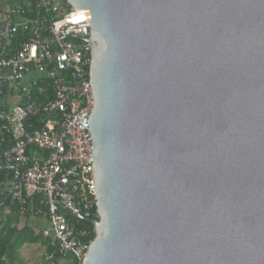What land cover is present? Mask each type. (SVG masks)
Returning a JSON list of instances; mask_svg holds the SVG:
<instances>
[{
  "label": "water",
  "instance_id": "95a60500",
  "mask_svg": "<svg viewBox=\"0 0 264 264\" xmlns=\"http://www.w3.org/2000/svg\"><path fill=\"white\" fill-rule=\"evenodd\" d=\"M68 2L91 48L82 264H264V0Z\"/></svg>",
  "mask_w": 264,
  "mask_h": 264
},
{
  "label": "built area",
  "instance_id": "2783aa9c",
  "mask_svg": "<svg viewBox=\"0 0 264 264\" xmlns=\"http://www.w3.org/2000/svg\"><path fill=\"white\" fill-rule=\"evenodd\" d=\"M0 18V209L48 224L35 230L41 264H82L91 231L68 209L95 219L88 22L68 0H27Z\"/></svg>",
  "mask_w": 264,
  "mask_h": 264
},
{
  "label": "trees",
  "instance_id": "16d2710c",
  "mask_svg": "<svg viewBox=\"0 0 264 264\" xmlns=\"http://www.w3.org/2000/svg\"><path fill=\"white\" fill-rule=\"evenodd\" d=\"M27 0L19 1L20 4H25ZM96 208H93L92 215L96 217ZM24 220L23 225L19 227L12 226L20 222L19 215L16 209H12L11 214L5 215L3 209H0V264H20V250L25 244H40L46 246V241L40 235L35 233L36 228L30 226ZM73 222L80 228H87L91 231L89 241H93L95 233L92 232V226L80 220L73 219ZM52 249L47 247L46 251ZM69 264H76L75 261H68ZM66 263V264H67Z\"/></svg>",
  "mask_w": 264,
  "mask_h": 264
},
{
  "label": "rangeland",
  "instance_id": "374dc122",
  "mask_svg": "<svg viewBox=\"0 0 264 264\" xmlns=\"http://www.w3.org/2000/svg\"><path fill=\"white\" fill-rule=\"evenodd\" d=\"M23 225L24 220H21ZM28 225L35 226L39 230L47 229L49 226L44 220H27ZM45 247L40 244H25L21 249V263L20 264H39L41 263L42 255L44 254ZM69 264V263H67Z\"/></svg>",
  "mask_w": 264,
  "mask_h": 264
},
{
  "label": "crops",
  "instance_id": "0c3cea01",
  "mask_svg": "<svg viewBox=\"0 0 264 264\" xmlns=\"http://www.w3.org/2000/svg\"><path fill=\"white\" fill-rule=\"evenodd\" d=\"M19 1H21V0H0V16H1V13L4 12L7 8L13 7L16 4H20ZM0 22H1V18H0ZM32 227H35V226H32ZM20 256H21V250H20ZM20 258H22V257H20ZM39 264H41V263L39 262Z\"/></svg>",
  "mask_w": 264,
  "mask_h": 264
}]
</instances>
